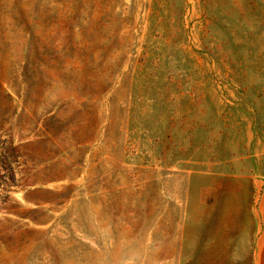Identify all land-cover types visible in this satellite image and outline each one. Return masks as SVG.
I'll return each instance as SVG.
<instances>
[{
    "label": "rangeland",
    "instance_id": "rangeland-1",
    "mask_svg": "<svg viewBox=\"0 0 264 264\" xmlns=\"http://www.w3.org/2000/svg\"><path fill=\"white\" fill-rule=\"evenodd\" d=\"M0 264H264V0H0Z\"/></svg>",
    "mask_w": 264,
    "mask_h": 264
}]
</instances>
